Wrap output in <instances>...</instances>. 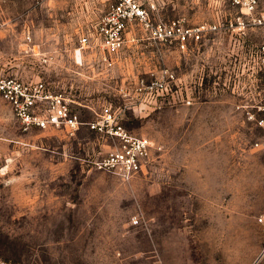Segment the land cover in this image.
I'll list each match as a JSON object with an SVG mask.
<instances>
[{
	"label": "rangeland",
	"instance_id": "rangeland-1",
	"mask_svg": "<svg viewBox=\"0 0 264 264\" xmlns=\"http://www.w3.org/2000/svg\"><path fill=\"white\" fill-rule=\"evenodd\" d=\"M109 1L0 0V72L44 79L85 117L111 103L153 142L148 171L97 168L110 139L23 128L0 97V264H264V150L237 107L264 82L253 60L264 0L243 35L223 26L183 52L138 27L104 60L94 31ZM156 2L188 23L240 13L230 0ZM165 67L175 102L138 93L137 79Z\"/></svg>",
	"mask_w": 264,
	"mask_h": 264
},
{
	"label": "built area",
	"instance_id": "built-area-1",
	"mask_svg": "<svg viewBox=\"0 0 264 264\" xmlns=\"http://www.w3.org/2000/svg\"><path fill=\"white\" fill-rule=\"evenodd\" d=\"M259 1L230 0L240 13L230 14L228 22L223 24L219 19L188 23L182 17L163 18L156 14V0H110L95 26L94 37L104 60L107 59L106 55L118 53L129 39L136 41L138 27L153 41L173 44L186 52L191 49L192 43L202 42L208 33L219 31L223 26L243 35L250 24L261 23L263 16L258 12ZM89 37L90 34L85 33L81 37V44L89 42ZM46 60L44 56L40 61ZM253 60L264 72V43L255 50ZM175 80L174 71L165 67L158 73H150L147 80L142 77L137 79L136 90L153 98L170 93L175 102L178 93L173 91L171 85ZM0 97L11 105L23 128L58 127L70 134L86 128L110 139L113 146L91 160L95 167L126 179L148 171L153 142L130 131L124 125L120 111L111 103H101L91 117H85L65 91L52 88L44 79H26L3 72H0ZM184 101L191 102L188 97ZM237 107L243 120L257 129L252 146L264 150V82L256 96L245 99ZM156 148L160 150L162 145ZM259 220L264 223L263 217Z\"/></svg>",
	"mask_w": 264,
	"mask_h": 264
},
{
	"label": "crops",
	"instance_id": "crops-1",
	"mask_svg": "<svg viewBox=\"0 0 264 264\" xmlns=\"http://www.w3.org/2000/svg\"><path fill=\"white\" fill-rule=\"evenodd\" d=\"M160 155H161V154H160ZM160 155H157V157H156V158H161V157H160Z\"/></svg>",
	"mask_w": 264,
	"mask_h": 264
},
{
	"label": "water",
	"instance_id": "water-1",
	"mask_svg": "<svg viewBox=\"0 0 264 264\" xmlns=\"http://www.w3.org/2000/svg\"><path fill=\"white\" fill-rule=\"evenodd\" d=\"M254 264V263H253Z\"/></svg>",
	"mask_w": 264,
	"mask_h": 264
}]
</instances>
